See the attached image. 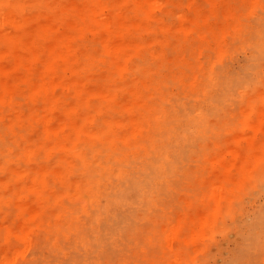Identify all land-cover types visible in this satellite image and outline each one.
Listing matches in <instances>:
<instances>
[{
	"label": "rangeland",
	"instance_id": "rangeland-1",
	"mask_svg": "<svg viewBox=\"0 0 264 264\" xmlns=\"http://www.w3.org/2000/svg\"><path fill=\"white\" fill-rule=\"evenodd\" d=\"M8 1L0 0V18L3 13L12 14L14 6L30 13H39L32 11L37 8L43 14L35 19L42 22L38 35L50 38L52 44L45 48L38 40L35 44L40 47L21 49L17 54L21 57L19 75L29 82L8 85L0 81V169L3 171L2 160L8 158L10 163V171L0 174V264H35L47 253L45 248L37 251L28 241L29 233L37 234L44 228L43 222H38L44 213L31 205L33 190L37 200L46 201L48 182L52 180L48 174L30 172L29 138L36 136V131L39 143H47L51 159H58L57 169L66 166L68 174L74 171L71 162L75 151L70 145L86 155L85 142L97 143L103 134L124 145L122 141L149 139L157 129L183 128L181 137H153V146L168 145L169 153L180 151L188 141L187 149L192 154L197 140L202 139L198 157L182 159L175 165L177 174L163 170L153 178L144 213L135 223L136 230L141 229L146 236L136 246L144 256L129 261L229 264V257L242 253L248 243L246 233L258 221H264V80L259 83L260 79H249L250 63L264 42L243 30V26L248 31L259 29L264 0H54L41 7H34L33 0L6 4ZM7 30L8 26H0V37ZM181 41L184 43L177 44ZM0 54L4 57L1 70L12 75L11 50L2 45ZM173 57L174 83L163 93L164 102L158 97L161 87L149 91L143 83L139 85L141 93L134 96L137 102L124 96L126 89L121 81L134 72L135 66L159 62V73L166 76ZM89 59L92 74L98 72L102 78L81 81ZM48 73H61L64 82L55 95L45 99L42 89L31 81L41 82ZM260 77L264 78V63ZM234 78H239V87L224 115L222 112V120L206 132L209 109L220 105L216 98L224 82ZM68 85L78 89L76 97L62 92L68 91ZM204 86V99L190 96L191 89ZM30 87L34 92L27 93ZM175 99L191 107L186 118L172 117L170 109ZM29 121L35 123L33 130ZM3 124L14 128L19 125V129L13 132L14 128ZM201 164L208 167L203 169ZM191 167L200 172L192 179L183 175ZM126 172L142 178V163H129ZM113 183L118 185V180ZM163 185L168 186L165 191L160 190ZM114 201L109 216L115 209L125 210L122 200L114 197ZM55 202L63 205L65 201L60 196ZM77 217L75 212L69 216L72 221ZM101 222L91 224L97 240ZM258 240V251L247 264H264V229ZM130 245L133 247V243ZM98 247L94 250L87 241L80 251L84 257L107 251L104 244ZM63 255H70V250L64 249ZM117 260L127 264L123 257H115L112 264H118Z\"/></svg>",
	"mask_w": 264,
	"mask_h": 264
},
{
	"label": "bare ground",
	"instance_id": "bare-ground-1",
	"mask_svg": "<svg viewBox=\"0 0 264 264\" xmlns=\"http://www.w3.org/2000/svg\"><path fill=\"white\" fill-rule=\"evenodd\" d=\"M52 2L54 0H33V5L34 7H41ZM32 11L39 13H30L29 11L19 9L18 6H14L12 14L3 13V17L0 18V26H8L6 34L0 37V48L2 45H6L11 50L14 62L10 66V70L15 71L10 75L6 73V69L1 70L0 68L1 83L5 81L8 85H12L22 80L26 83L29 82L25 81L19 75L21 57L17 54L21 49L27 50L40 47L35 44V41L38 40L44 42L45 48H49L50 44H52L50 38L38 35V28L42 26V22L41 20L35 19H37L36 15L40 17L43 14L37 8ZM258 20V30L248 31L249 28L247 26H243V30L247 31L251 36L258 38L260 42H264V11ZM43 34H47V32ZM183 43L181 41L177 44ZM263 45H259L257 58L250 63L252 70L249 73V79L251 78L255 81L260 79L261 81L259 83L264 80L263 77H260L261 63H264ZM40 53L45 55L44 51H40ZM39 57L41 56L39 55ZM26 58L24 57V59ZM174 59L173 57L169 63V73L166 76L159 73L161 72L160 67H158L161 65L159 62L144 67L142 65L135 66L134 72L130 73L128 77L121 81L120 85L126 89L124 96L131 97V100L136 101L134 96L141 93V87L139 85L143 83V86L149 89V91L161 87L162 92L158 94V97L160 101L164 102L163 93L166 92L165 90L169 88L170 84L174 83L172 74L174 62H176V59ZM0 60H4L2 54H0ZM89 61L87 62L88 67H86V71L79 78L81 81H86L89 77L102 78L98 72L92 74L90 64L92 60L89 59ZM191 68L189 67L188 70H191ZM104 70L106 72L107 69ZM3 73L8 75L2 76L1 74ZM63 79L64 76L61 73L52 75L48 73L47 77H43L41 82L34 83L35 79H33L31 84L42 89L40 91L43 97L48 99L55 95L56 88L63 85ZM239 83V78L224 82L221 94L216 98L220 102V105L209 109L210 117L205 122L204 129L206 132L213 129L216 121L222 120L229 101L232 100L234 91L239 87ZM67 88V92H62L70 93L68 95L69 97H76L75 94L79 93L78 89L73 88L72 85H68ZM32 92H34L32 91V87L28 88L27 93ZM206 94L205 86L200 90H190V96L192 98L204 99L205 97L201 96H206ZM190 109L189 104L184 103L181 99H175V103L170 110L173 118L181 116L180 118L182 119L184 117L186 118ZM32 123L33 121H29L31 130L35 127V123L31 125ZM2 126L11 130L14 128L12 124H3ZM156 128H159V126H156ZM18 129L19 125H15L13 132H17ZM23 131H25L24 128ZM183 133V128L178 126L167 127L162 130L157 129L149 139L143 138L141 139L142 141L139 140L141 141V145L138 147H134L139 142H136V139L126 143L122 141L124 145H128L124 146L118 141L114 143L110 137H106L103 134L102 140L97 143L89 144L85 142V146H88L86 155L82 154L80 149L70 145L71 149L75 151L74 159L71 162L74 171L68 174L66 166H60L57 169L58 159H51L47 143H39V139L36 137L38 136V132L36 131V136L29 138L30 149L28 156L31 162L30 172L40 175L48 174L52 180L48 182L50 184V190L46 193V201L42 202L41 200H37L35 190H33L31 205L33 206V210L36 209L44 213L45 217L40 218L43 220L38 221L40 224L43 222L42 225L44 228L38 231L37 234L29 233L28 241L31 247L37 249V251L41 248L47 249L46 255L39 256L35 264H81L84 262L87 264H112L115 257H123L127 261V264H133V262L129 261V258H133L134 261L137 258L142 259L144 255L137 251L136 246L144 241L146 236L142 233L141 229L136 230L135 223L138 217L144 213L146 202H148L149 198L148 190L153 178L163 170L177 174L179 168H175V165H178L182 159L192 155H194L192 157L193 159L197 158L201 151L200 147L203 145L202 139L197 140L195 151L189 154L186 145L188 141H186L180 151L176 150L175 152L169 153L171 149L168 148V145L156 148L152 144V139L153 137L167 139L168 135L174 139L183 136ZM170 142L175 143V141ZM39 146H41L39 151L35 150ZM57 148V151L61 152V148L59 146ZM143 155L147 157L143 159ZM61 156L62 154L59 153L58 157ZM7 160L8 158L2 160L3 171L0 169V174L10 171V163ZM139 161L142 163V178L135 177L126 172V167L129 163L137 164ZM201 166L203 169L208 167L206 164H201ZM199 173L195 167H191L187 168L183 175L192 179ZM202 174H204L203 171H201ZM113 180H118V185L113 183ZM174 184L179 185L177 181H174ZM167 187V185H163L160 190L165 191ZM40 192L43 191L40 190ZM73 193L76 194L74 197H71L70 194L72 195ZM60 196L64 198L65 202L63 205L55 204L56 197ZM114 197L122 200L125 204V210L121 212L115 209L114 215L109 216L111 207L115 205ZM73 212L77 213L78 217L72 221L69 216ZM262 215L264 217V209ZM99 220H102V222L100 239L97 240L94 239L95 232H93L91 224ZM8 221L13 223V225H17L13 219ZM263 227L264 221H258L255 227L246 233L248 241L246 249L242 253L229 257V264L248 263L253 256L252 254L258 251V247L260 246L258 237L264 229ZM0 238H3L1 233ZM56 241H59L60 245L55 244ZM87 241L92 243L94 250L99 248L98 245L104 244L107 246V251L100 255L89 253L84 257L80 249ZM131 243H133V247H131ZM67 248L70 250V255L64 256L63 250ZM117 261H119L118 264H121V260Z\"/></svg>",
	"mask_w": 264,
	"mask_h": 264
}]
</instances>
